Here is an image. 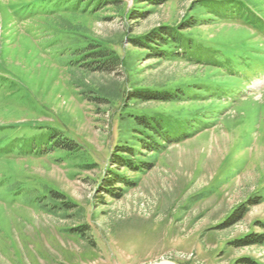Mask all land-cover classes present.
<instances>
[{
    "label": "rangeland",
    "instance_id": "374dc122",
    "mask_svg": "<svg viewBox=\"0 0 264 264\" xmlns=\"http://www.w3.org/2000/svg\"><path fill=\"white\" fill-rule=\"evenodd\" d=\"M78 1L0 0V264H264V245L233 244L263 230L264 30L235 15L202 21L186 35L222 53L203 63L159 59L132 39L182 24L202 0H93L95 10ZM254 4L264 22V0ZM88 43L115 52L119 66L85 72L72 60ZM226 52H245L239 82L214 65ZM237 82L215 121L186 129L145 172H127L137 182L121 195L118 183L114 195L104 190L111 170L125 173L112 161L123 115L183 121L203 104L137 105L127 90ZM96 92L108 101L92 99ZM37 126L59 129L76 148H47L50 130ZM239 207L244 213L229 223Z\"/></svg>",
    "mask_w": 264,
    "mask_h": 264
},
{
    "label": "trees",
    "instance_id": "16d2710c",
    "mask_svg": "<svg viewBox=\"0 0 264 264\" xmlns=\"http://www.w3.org/2000/svg\"><path fill=\"white\" fill-rule=\"evenodd\" d=\"M84 1L79 0L78 2L83 3ZM145 1L154 6L164 0ZM93 2V0H87L83 9H88L86 7L90 6V10H95L96 7L92 6ZM111 2L113 1L108 3ZM194 8L196 9V13L190 18H187L182 24L159 26L141 38L132 39L134 46L143 50L149 57L161 59L165 58L168 53H172L174 57H183L202 62V59L210 51H216L220 54L223 50L219 48L220 46L206 49V46L196 44L195 40L186 35L185 30L187 28L195 27L202 21L226 19L229 18L228 16L235 15L247 22L254 23L260 29H264V22L257 15L254 0H202L196 2ZM136 11L135 13L139 14V10ZM170 45L174 46L172 50L168 49ZM99 47V44L88 43L86 46L77 48L74 55L80 58L79 60L72 61L78 64L80 68H83L85 72H111L116 69L120 63L116 53ZM228 53L226 52L227 55ZM242 54L244 55L245 52L239 55L231 54L227 58H224L223 61L220 60L214 65L222 66V70L219 72L221 74L225 72V77L239 82L242 73L239 68L238 57H242ZM251 60L252 62H256L255 64L259 63L257 58ZM207 65L211 66L212 64L207 63ZM238 82L227 86L214 83L205 84L204 86L189 84L186 88L177 85L172 87L154 86L156 88L145 90H127L124 98L127 100H135L137 105L151 101L167 103L185 100L198 101L203 104L208 102L209 104L208 106H203L202 104V107L195 110L194 114L191 113L185 116L183 121L177 118H168L167 115L164 116L158 112H134L123 115L121 120V138L115 145L112 161L114 166L124 169L125 173L111 170L108 178L103 180L104 190L114 195L115 193L111 192L114 191L112 185L118 183L121 186L117 188L118 192L116 196L121 195L123 192L122 189L133 187L137 182L136 180H132L127 172L136 174L145 172L154 164L156 156L159 153L170 144L181 141L189 135L188 132H185L186 129L189 128L192 131H196L195 128H202L205 123L215 121L216 117L220 115L217 112L218 106L225 104L223 96L228 95V93L232 95L239 92L237 89ZM91 97L99 101H108L104 94H98V92L94 93ZM179 126H181V131L179 130V133L175 134L174 131L176 128L179 129ZM36 128L45 127L37 126ZM45 129L50 130L47 142L51 146H47V148L54 147L59 142L63 146H68L73 150L76 148L72 140L64 136L59 129L51 126H46ZM149 154L150 158H147ZM261 200L262 198L258 199L256 203H259ZM244 211L242 207H239L235 211L234 217L230 218L229 223H234L235 218L240 217ZM258 225L263 229L262 231L249 233L237 239L233 244L238 247L264 245V223L260 222ZM240 261L245 264H256L253 260L249 259Z\"/></svg>",
    "mask_w": 264,
    "mask_h": 264
},
{
    "label": "water",
    "instance_id": "95a60500",
    "mask_svg": "<svg viewBox=\"0 0 264 264\" xmlns=\"http://www.w3.org/2000/svg\"><path fill=\"white\" fill-rule=\"evenodd\" d=\"M149 264H176V263L170 260H160V261L149 263Z\"/></svg>",
    "mask_w": 264,
    "mask_h": 264
}]
</instances>
